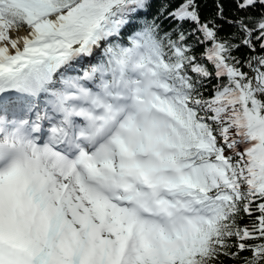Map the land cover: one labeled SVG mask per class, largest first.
<instances>
[{"label":"snow or ice","instance_id":"snow-or-ice-1","mask_svg":"<svg viewBox=\"0 0 264 264\" xmlns=\"http://www.w3.org/2000/svg\"><path fill=\"white\" fill-rule=\"evenodd\" d=\"M236 2L239 44L197 0L171 31L152 0H0V264H264V52L232 54L264 0Z\"/></svg>","mask_w":264,"mask_h":264},{"label":"trees","instance_id":"trees-1","mask_svg":"<svg viewBox=\"0 0 264 264\" xmlns=\"http://www.w3.org/2000/svg\"><path fill=\"white\" fill-rule=\"evenodd\" d=\"M197 2L199 4V14L201 22L213 20L221 29L219 32V36L229 39L232 43L236 44H239L243 39V34L239 33L237 28L229 24L227 21H235L238 18L247 16L257 17L260 11L259 9L255 11H253L252 9L241 10L237 7L236 0H197ZM218 2L222 4L224 10L223 19L217 16L216 5ZM181 3H183V0H152V8L149 12L148 18L151 19L153 16H156L157 22L161 24L162 29L164 31H171L176 25L173 21L166 18L167 13L177 8ZM162 9L163 15H159ZM254 24L255 20L249 23V27H253ZM195 27L196 25L191 22H185L182 25V29L188 32L192 31V29H194ZM21 31H23V29ZM196 35H199V33H197ZM253 42L255 45V52H253L248 47L241 46L239 49L234 50L232 54L244 60L249 56L259 55L264 52V50L259 47V41L253 40ZM188 43L194 46L193 50L198 57L201 53H203L205 46L197 45L195 36H190L188 39ZM243 70L249 71L246 67ZM212 83L215 84L216 81H213ZM239 223L241 226H243L245 224H249L250 220L247 216H244L243 219L239 221ZM245 255H248V253H246ZM224 264H236V262L232 259H225Z\"/></svg>","mask_w":264,"mask_h":264},{"label":"bare ground","instance_id":"bare-ground-1","mask_svg":"<svg viewBox=\"0 0 264 264\" xmlns=\"http://www.w3.org/2000/svg\"><path fill=\"white\" fill-rule=\"evenodd\" d=\"M25 34H26V31H25V30L20 31V32L18 33V35H21V36H23V35H25Z\"/></svg>","mask_w":264,"mask_h":264}]
</instances>
